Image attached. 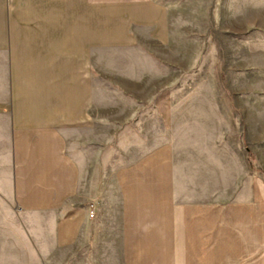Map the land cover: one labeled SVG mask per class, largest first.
Instances as JSON below:
<instances>
[{
    "label": "crops",
    "instance_id": "crops-1",
    "mask_svg": "<svg viewBox=\"0 0 264 264\" xmlns=\"http://www.w3.org/2000/svg\"><path fill=\"white\" fill-rule=\"evenodd\" d=\"M172 41L164 0H0V264H264V185Z\"/></svg>",
    "mask_w": 264,
    "mask_h": 264
},
{
    "label": "rangeland",
    "instance_id": "rangeland-1",
    "mask_svg": "<svg viewBox=\"0 0 264 264\" xmlns=\"http://www.w3.org/2000/svg\"><path fill=\"white\" fill-rule=\"evenodd\" d=\"M164 1L173 36L170 50L190 72L176 73V79L189 76L187 95L204 99L205 112L216 113L219 119L207 121L208 128L216 136L221 133L224 149L237 146L239 161L254 174L257 192L264 185V0ZM259 211L254 251L256 258H264V212ZM6 237L0 233V245ZM2 260L40 264L33 254L16 250ZM45 260L54 264L53 257Z\"/></svg>",
    "mask_w": 264,
    "mask_h": 264
},
{
    "label": "built area",
    "instance_id": "built-area-1",
    "mask_svg": "<svg viewBox=\"0 0 264 264\" xmlns=\"http://www.w3.org/2000/svg\"><path fill=\"white\" fill-rule=\"evenodd\" d=\"M90 214H91V215H93V213H92V212H90ZM91 215H90V216H91Z\"/></svg>",
    "mask_w": 264,
    "mask_h": 264
}]
</instances>
